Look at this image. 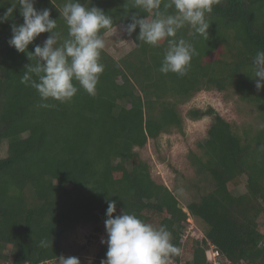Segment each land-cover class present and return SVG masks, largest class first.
Here are the masks:
<instances>
[{
    "label": "trees",
    "instance_id": "obj_1",
    "mask_svg": "<svg viewBox=\"0 0 264 264\" xmlns=\"http://www.w3.org/2000/svg\"><path fill=\"white\" fill-rule=\"evenodd\" d=\"M12 2L0 0V15ZM66 2L36 0L34 5L48 8L56 19L58 43L68 38L60 15ZM80 2L105 11L112 27H125L140 12L132 8L133 0ZM206 19L208 39L193 35L188 25L176 34L196 50L185 76L159 71L167 40L159 47L138 41L137 26L130 36L135 46L124 57L116 60L102 50L104 71L96 95L74 81L78 92L64 103L42 100L36 89L20 82L26 65L35 61L8 44L10 25L23 22L18 7L0 23V147L7 142L6 155L0 156V264H59L65 234L82 222L104 224L108 200L116 201L114 216L123 210L167 227L172 243L190 255L182 261L180 253L169 264H206L207 242L231 264H264V88H255L259 77H253L252 63L257 50L264 51V0H222ZM48 35L41 33L28 51ZM229 89L255 107L263 125L241 127L211 106L187 111L191 119L212 115L213 121L198 151L189 155L197 176L210 184L186 204L201 235L184 239L187 212L151 177L137 149L161 133L182 131L177 106L197 92ZM242 177L245 190L233 193L229 185ZM106 251L104 244L91 264H100Z\"/></svg>",
    "mask_w": 264,
    "mask_h": 264
},
{
    "label": "clouds",
    "instance_id": "obj_2",
    "mask_svg": "<svg viewBox=\"0 0 264 264\" xmlns=\"http://www.w3.org/2000/svg\"><path fill=\"white\" fill-rule=\"evenodd\" d=\"M222 0H133L134 12L124 31L131 34L139 27L138 41L159 47L167 40L168 47L159 71L185 76L196 55L192 43L175 39L177 32L188 25L193 35L208 39L209 21L206 16ZM36 0H13L11 6L0 15V23L8 21L15 9L23 18L22 23L10 25L11 37L8 44L19 53H26L34 64H27L20 82L37 90L42 100L54 99L61 103L70 101L78 92V82L89 95H96V86L104 71L100 62L105 41L100 31L111 30L113 19L95 6L86 7L80 0H67L62 15L67 27L68 38L58 43L59 33L56 19L51 18L48 8L37 9ZM163 5V11L161 6ZM174 9V14H168ZM147 15L140 16V13ZM41 33H49L42 44H34ZM255 88H264V51L257 50L253 58ZM33 75L38 79H33ZM43 107H49L43 104ZM116 201L108 200L104 220L107 238L101 239L107 245L106 258L100 264H169L181 249L172 243V234L165 225H153L138 218L134 213H116ZM47 247V241L40 242ZM61 264H81L78 257H60Z\"/></svg>",
    "mask_w": 264,
    "mask_h": 264
},
{
    "label": "rangeland",
    "instance_id": "obj_3",
    "mask_svg": "<svg viewBox=\"0 0 264 264\" xmlns=\"http://www.w3.org/2000/svg\"><path fill=\"white\" fill-rule=\"evenodd\" d=\"M122 24H117L106 31L102 38L105 41L104 50L114 59L124 57L135 46L132 38L123 30ZM213 107L223 118L239 126H251L253 130L262 127L255 107L239 98L234 89L224 92L201 90L187 102L179 104L178 110L183 119V130L173 129L169 133H161L155 139H148L143 148L137 149L141 158L148 162L151 177L158 183L167 186L176 196L181 208L187 212V227L183 238L195 232L200 235L199 223L188 214L186 204L198 200L201 194L209 190L210 184L197 176L190 161V152L198 151L197 143L206 138V132L213 121L212 115H204L199 119H191L187 111L191 108L206 109ZM7 142L0 147V156L6 155ZM245 178L237 185H229L233 193L243 192ZM107 238L104 224L82 222L62 238L65 249L63 256L78 257L82 264H91L100 248V241ZM8 252V251H6ZM190 258L189 253L181 250V260ZM61 264V261L58 262Z\"/></svg>",
    "mask_w": 264,
    "mask_h": 264
},
{
    "label": "built area",
    "instance_id": "obj_4",
    "mask_svg": "<svg viewBox=\"0 0 264 264\" xmlns=\"http://www.w3.org/2000/svg\"><path fill=\"white\" fill-rule=\"evenodd\" d=\"M189 229V226L187 227ZM190 236H195V232L194 233H190ZM198 236L195 237H199L201 235L197 234ZM205 253V259H206V264H231L227 259H225L220 252L215 248V246L210 243L207 242V247L204 251Z\"/></svg>",
    "mask_w": 264,
    "mask_h": 264
}]
</instances>
